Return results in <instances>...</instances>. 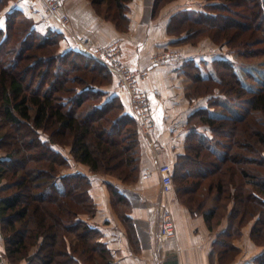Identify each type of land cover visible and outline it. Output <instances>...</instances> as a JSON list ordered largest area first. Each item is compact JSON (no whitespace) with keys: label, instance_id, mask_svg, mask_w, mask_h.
Wrapping results in <instances>:
<instances>
[{"label":"trees","instance_id":"trees-1","mask_svg":"<svg viewBox=\"0 0 264 264\" xmlns=\"http://www.w3.org/2000/svg\"><path fill=\"white\" fill-rule=\"evenodd\" d=\"M10 1L0 0V21L5 19L0 27V108L7 124L23 126L31 135L19 140V147L13 143L7 157L0 159V182L9 181L0 189L7 256L12 264L24 259L28 264H113L103 231L84 218H94L98 212L92 178L78 170L63 173V169L73 161L94 174L136 182L140 124L119 95L105 90L116 82L109 66L79 50L62 51V32L42 34L23 10H8ZM89 1L100 16L107 4L106 19L120 32L130 31L134 0ZM167 1L155 0L154 18L158 6ZM235 7L243 8L242 12ZM223 11L241 15L251 28L264 27V0H209L205 6L181 9L171 16L167 32L178 35L172 44L195 39L207 30L233 50L241 46L243 56L255 38L234 39L230 24L235 21L223 18ZM40 64L45 68L38 70ZM205 65V60L191 58L182 67L208 105L189 117L186 152L177 158L173 181L180 196L201 194L206 188L201 194L206 200L196 208L184 203L192 216L204 210L214 194L220 201L234 202L228 228L213 243L219 263L230 264L240 252L235 241L248 222L255 220L251 237L264 246V122L256 116L264 113V84L260 89L248 87L230 59L214 58L212 69ZM223 96L245 103L234 116L213 114L212 108L223 104ZM64 149H70L69 154ZM37 155L47 157V163L35 168L29 162H39ZM201 163L206 167L198 169L199 179L191 180L195 178L192 167ZM215 173L220 175L208 185L202 182ZM106 183L114 210L138 246L129 200L115 184ZM204 217L211 227L215 209L205 211ZM36 246L37 252L29 257ZM229 253L232 257L226 262ZM252 264H264V252Z\"/></svg>","mask_w":264,"mask_h":264},{"label":"crops","instance_id":"crops-1","mask_svg":"<svg viewBox=\"0 0 264 264\" xmlns=\"http://www.w3.org/2000/svg\"><path fill=\"white\" fill-rule=\"evenodd\" d=\"M63 1L70 17L68 28L56 18L46 15L42 4H33L29 0H16L13 4L14 8L34 18L40 24V31L62 32L66 50L76 47L79 36L91 38L97 47H106L121 39L126 64L151 71L143 85L153 102L154 129L150 135L140 129L138 180L127 184L114 177L104 179L103 175L92 173L88 166L72 161L77 167L74 171L90 176L94 179L93 188L96 187L93 195L98 212L94 218H84L103 231V240L114 255L113 264H220L213 254V243L217 234L228 228V220L224 219L216 230L204 217H193L188 207L178 201L175 189L170 194L163 192L159 171L163 164L174 168L178 156L186 152L189 117L197 109L208 105L205 98L196 101L188 95L189 79L182 70L186 60H199L197 56L180 55L158 64L151 61L159 51L171 48L172 41L176 39L167 32L171 16L181 9L195 6L178 4L173 9H164L154 18L155 0H134L130 11L131 29L120 32L114 24L98 15L89 0ZM105 90L111 95H119L130 113L129 95L117 92L115 80ZM106 182L115 184L129 200L138 246L115 212ZM167 208L174 216L175 233L164 237L161 235V224ZM252 227H246L243 236L235 241L240 252L230 264H252L255 257L264 252V246L257 245L251 237Z\"/></svg>","mask_w":264,"mask_h":264},{"label":"rangeland","instance_id":"rangeland-1","mask_svg":"<svg viewBox=\"0 0 264 264\" xmlns=\"http://www.w3.org/2000/svg\"><path fill=\"white\" fill-rule=\"evenodd\" d=\"M14 1L16 2V0L10 1L9 6H8L9 9L7 8L8 10L13 9L15 7L13 4ZM207 3H209V0H169L167 2L161 3V5L158 6L157 16H159L164 9H166V8L173 9V6H176L178 4H182L185 7L195 6L194 8H196V7H202L203 5L205 6V5H207ZM235 10L238 11L240 14V12H242L243 8L235 7ZM103 13L104 14H102L101 17L104 20L112 23L110 20L106 19V15L109 14V10L107 9V4L104 5ZM220 13H221L223 18L224 17L229 18V23H230V21H235V22L230 24L231 25L230 33L234 36L233 37L234 39L242 38V37H245L246 35H248V37H250V38L251 37L255 38V40H253L254 42L251 45L246 46V50H245V53L243 56L240 55V52H239L241 49H243V48H241V46H239V48H235V50H233L234 48L232 49L229 46V44H227L225 42H221V43L217 42V40L215 38L217 33H214V32L213 33H207V30H204L203 32L201 31V33L200 32L197 33V35L194 37L195 39H190V40L174 43V44H172L171 48H167L163 51L164 52L170 51L173 53H179L181 56H183V55H190V56L194 55L195 57L197 56L199 58V61H201V60L206 61V65H205L206 69H212L211 61L214 58L222 57V58L230 59L234 63L237 71L240 73V77L244 80L245 84L250 88L260 89L264 84V30H263L264 27H262L260 29L251 28L250 25L248 24V22H246V20H244V18L241 15H238L236 13H232L231 11H223ZM222 23L223 22H221V24ZM112 24H114V23H112ZM4 25H5V19L3 17L0 21V27H4ZM43 25H44V23H43ZM37 26H38V29L40 30V28H39L40 24L37 23ZM217 28H219V27H217ZM49 31L50 30H48L46 32H43V31H40V32L42 34H46ZM216 32H217V30H216ZM170 36L178 38V35H170ZM61 49H62V51H67L65 49V47H63V46ZM73 49L78 50L77 47H75ZM163 51H159L158 53L159 54L163 53ZM184 52H186V53H184ZM158 53H156V54H158ZM3 63H4V60H3ZM44 68L45 67L40 64L38 67V70H41ZM205 74H207V70L205 71ZM30 78H31V75L28 74L27 75L28 82L30 81ZM31 83H33V82H31ZM218 91L219 90H217L216 92H218ZM188 95L191 97V99L196 100V101L203 98V97H201L202 95L196 91L191 79H189ZM220 99L222 100L223 104L221 106H218V107H213L211 111L213 114L227 116V117L236 115L240 109L239 105L245 103L244 100H240V101H238V103H233L230 100H228L227 98H225L224 96L220 97ZM1 101L2 100L0 98V102ZM256 116L262 122H264V113L257 112ZM30 135H31L30 132L23 126L17 127V126H11V125L7 124L3 119L2 109L0 108V146H3L6 148V149H3V148L0 149V159L7 157L8 150L13 148L12 147L13 143H15V144L17 143L16 147H19V140L22 141L23 139H25V136H26V138L29 139ZM69 150L70 149H64L63 150L65 155L69 154ZM35 157H36V159H38L39 162H29L30 163L29 165H31V166L33 165V167L36 168L38 166L43 165V163H47V160H46L47 157L46 156H45L46 158H44V156H41V155H37ZM204 163H206V162H204ZM204 163L197 165L196 168L192 167V170L195 173L194 174L195 178H193L191 180L199 179L200 175L198 174V172L200 173V171H199L200 168H202V170L204 169V166H205ZM76 169H77V167L73 163V165L70 168H64L63 173H70ZM102 175L104 176L103 177L104 179L105 178L106 179L113 178V177L108 176V175H104V174H102ZM219 175H220V173H218V174L215 173V175L210 174L211 178H209L207 180L202 179V182L205 183L206 185H208L214 179V177H217ZM7 183H9V181L7 179L2 180V182H0V189L5 187V185H7ZM131 183H134V182H131ZM174 189L176 190V193H177V188L175 185H174ZM201 192L202 193L207 192L206 188L203 189ZM201 194L194 192L193 194H188V195L185 194L184 196L183 195L180 196L177 194V196H178V201L180 203L184 204L185 202H187L190 206H193L196 208L200 204V201L206 200V197L204 195H201ZM0 195H2V194L0 193ZM233 206H234V202L232 200L230 201V200L224 199V200L220 201V200L216 199V196L214 194L210 198V200L208 201L207 205H205L204 210L202 209V211L199 212V214H197L193 217H201L202 218V217H204L205 211H211V210L215 209V217L212 220V224H211L212 226L211 227H214L217 230L218 224H220L224 219H227L229 222V214L231 213ZM85 216H88V215H85ZM254 224H255V220L248 222L242 228V234L238 239H240L243 236L244 230L246 227L250 228ZM37 249H38L37 246L34 247L32 249L31 254L29 255V257L32 255H35V253L37 252ZM238 254L239 253H236L233 256L234 257L233 260L236 259ZM230 257H232V253H229V256L227 257L226 262H228ZM40 262H41V260L37 259L36 263H40ZM0 264H12L11 260L8 258L7 253H6V242H5V239L3 236L1 220H0ZM19 264H28V261H27V259H24Z\"/></svg>","mask_w":264,"mask_h":264},{"label":"built area","instance_id":"built-area-1","mask_svg":"<svg viewBox=\"0 0 264 264\" xmlns=\"http://www.w3.org/2000/svg\"><path fill=\"white\" fill-rule=\"evenodd\" d=\"M33 4H42L46 15L56 18L64 27L68 28L70 17L63 0H29ZM78 50L99 59L109 66L116 76V90L120 94H127L131 103V115L139 124L141 131L150 135L154 129L153 103L144 88V83L150 77L151 71L146 68H134L124 61V43L119 39L106 47H97L94 41L86 36H79L76 41ZM180 56L170 51L155 54L151 61L158 64L162 61H171ZM162 189L165 194L174 191L173 167L163 164L159 168ZM161 235L169 237L175 233V221L170 209L163 213Z\"/></svg>","mask_w":264,"mask_h":264},{"label":"bare ground","instance_id":"bare-ground-1","mask_svg":"<svg viewBox=\"0 0 264 264\" xmlns=\"http://www.w3.org/2000/svg\"><path fill=\"white\" fill-rule=\"evenodd\" d=\"M152 103H153V102H152ZM128 105H130V104L128 103ZM96 178H97V176H96ZM93 180H94V179H93ZM96 181H98V180H96ZM95 184H97V183L95 182ZM97 185H98V184H97ZM98 187H99V186H98ZM94 188H96V187H94ZM94 188H93V189H94ZM100 189H101V187H100ZM95 190H96V189H95ZM93 191H94V190H93ZM95 192H96V191H95ZM96 193H97V192H96ZM104 194H105V193H104ZM101 196H102V195H101ZM101 200H102V199H101ZM103 200H104V196H103ZM104 201H105V200H104ZM104 201H103V202H104ZM99 204H100V203H99ZM103 204H104V203H103ZM106 204H107V202H106ZM105 207H106V205H105ZM109 207H110V206H109ZM107 208H108V207H107ZM102 210H103V209H102ZM109 211H110V210H109ZM100 213H101V212H100ZM100 213H99V214H100ZM102 214H103V213H102ZM101 219H102V218H101Z\"/></svg>","mask_w":264,"mask_h":264}]
</instances>
